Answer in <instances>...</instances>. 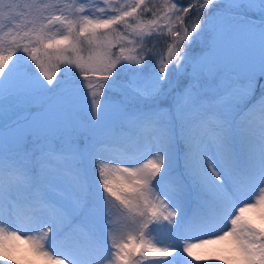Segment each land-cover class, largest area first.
Segmentation results:
<instances>
[{"label":"snow or ice","instance_id":"6c2138e0","mask_svg":"<svg viewBox=\"0 0 264 264\" xmlns=\"http://www.w3.org/2000/svg\"><path fill=\"white\" fill-rule=\"evenodd\" d=\"M257 210L264 0H0L2 264H264Z\"/></svg>","mask_w":264,"mask_h":264},{"label":"rangeland","instance_id":"374dc122","mask_svg":"<svg viewBox=\"0 0 264 264\" xmlns=\"http://www.w3.org/2000/svg\"><path fill=\"white\" fill-rule=\"evenodd\" d=\"M41 2L49 3L52 2V0H41ZM65 2L70 3L71 0H65ZM162 24L167 25V22L162 21ZM173 27H175V25H173ZM165 34H167V28H165ZM171 42L172 41L170 40L168 41V43ZM155 50L159 51L160 48H156ZM105 163H110V161H105ZM112 212L118 221H125L127 219L126 216L122 214L123 210L116 204L113 205ZM246 216H249L254 220L255 223L264 227V218L261 217L259 210L250 214H246ZM128 230L130 229H124L125 233ZM20 242L21 241L9 242V246L13 249L14 260L9 261L8 264H46V260L44 257L33 255L30 247L23 242V244L21 245ZM56 251L59 252L60 249L57 247ZM197 252L202 257H206L200 262H197V264H240V262L235 259L237 253L233 248L232 238H228L225 241H214L212 243L206 244L203 248L197 249ZM217 256L220 257V259H215V257ZM0 264H2V258H0Z\"/></svg>","mask_w":264,"mask_h":264},{"label":"bare ground","instance_id":"6f19581e","mask_svg":"<svg viewBox=\"0 0 264 264\" xmlns=\"http://www.w3.org/2000/svg\"><path fill=\"white\" fill-rule=\"evenodd\" d=\"M20 244L22 245L23 243H22V242H20Z\"/></svg>","mask_w":264,"mask_h":264}]
</instances>
